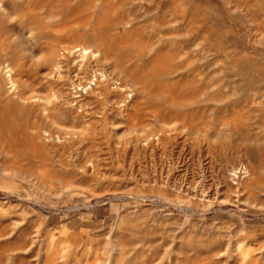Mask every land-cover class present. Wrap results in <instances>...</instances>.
<instances>
[{
  "label": "rangeland",
  "instance_id": "obj_1",
  "mask_svg": "<svg viewBox=\"0 0 264 264\" xmlns=\"http://www.w3.org/2000/svg\"><path fill=\"white\" fill-rule=\"evenodd\" d=\"M0 264H264V0H0Z\"/></svg>",
  "mask_w": 264,
  "mask_h": 264
},
{
  "label": "bare ground",
  "instance_id": "obj_2",
  "mask_svg": "<svg viewBox=\"0 0 264 264\" xmlns=\"http://www.w3.org/2000/svg\"><path fill=\"white\" fill-rule=\"evenodd\" d=\"M254 38H255V37H254ZM256 38H257V37H256ZM77 47H78V46H77ZM86 50H87V48H83V49H82V52L85 53ZM90 60H91V59H90ZM96 62H97V61H95V62H94V61H89L88 63H86V65H85L86 67H83V69H82V71H81V73H80V75H79L80 77H78L76 80H72V82H73V84H74V85H72V87H73V86H74V87H73V88H72V87H69V88H66V89H65V93H64V94L66 95V98H67V97H70V96H73V95H74V93H73L74 90L77 89V88H79V87H81V86H83V89L86 90V87H87L88 85H90V83L92 82V81H91L90 71H89V70H90V68L92 67L93 63L96 64ZM177 71H178V70H177ZM64 79H65V78H64ZM70 79H71V78H70ZM107 81H108V80H106V79H105L103 82H102V81H98L97 84L100 83V84H102V85H106V84H107ZM61 83H62V82H61ZM64 83H65V82H64ZM95 83H96V82H95ZM97 84H96V85H97ZM68 86H69V85H68ZM59 88H60V87H59ZM60 94H61V93H60ZM64 97H65V96H64ZM61 98H62V97H61ZM71 100H72V99H71ZM71 100L68 99V101H70V102H71ZM59 102H60V101H59ZM64 102H65V101H64ZM57 103H58V102H57ZM49 138H50V137L48 136V137L45 138V140H47V139H49ZM65 138H67V137L65 136ZM62 139H64V138L60 137V135H57V136H54V137H53L52 141H53V143H54V142L57 143V142H60ZM56 143H54V145H56ZM54 145H53V146H54ZM87 154H88V153H87ZM56 157H57L56 152L52 150V152L49 153L48 158H46L45 160L50 161L51 163H55V162H56L60 167L66 165V164L63 163L62 160H57ZM68 158H71V157H70V156H67V159H68ZM76 159H77L76 157H75V158L73 157V160H72L73 163L76 161ZM90 159H92V158H90ZM69 161H70V160H69ZM72 161H71V162H72ZM90 161H91V160H90ZM66 162H67V161H66ZM86 162H87V164H88V161H86ZM43 163H45V162H43ZM73 163H72V164H73ZM91 163H92V161H91ZM67 164H68V163H67ZM92 165H93V163H92ZM69 166H70V165H69ZM94 167H95V166L93 165V166H92V169H91V170H92L91 173L94 172V170H95ZM205 168H206V167H205ZM43 169H45V168H43ZM80 169H81V168H80ZM88 169H89V167L87 168V170H88ZM231 171H232V170H231ZM236 171H237V170H236ZM240 171H241V170H240ZM88 172H89V170H88ZM88 172H87V174H88ZM56 173H57V171H56ZM89 173H90V172H89ZM248 173H249V172H248ZM84 174H85V172H84ZM87 174H86V175H87ZM93 174H94V173H93ZM228 174H230V173H228ZM235 174H236V173H235ZM243 174H244V173H243ZM230 175H231V174H230ZM181 176H182V175H181ZM185 176H186V175H185ZM138 178H139V177H138ZM223 178H224V179H227V176H226V175H223ZM231 178H232V177H231ZM98 181H99V180H98ZM154 183H155V182H154ZM203 189H204V187H203ZM200 192H201V191H200Z\"/></svg>",
  "mask_w": 264,
  "mask_h": 264
}]
</instances>
